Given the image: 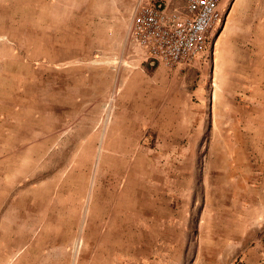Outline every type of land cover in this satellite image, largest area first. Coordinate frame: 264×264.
I'll return each instance as SVG.
<instances>
[{
    "label": "rangeland",
    "instance_id": "374dc122",
    "mask_svg": "<svg viewBox=\"0 0 264 264\" xmlns=\"http://www.w3.org/2000/svg\"><path fill=\"white\" fill-rule=\"evenodd\" d=\"M19 1L15 6H26L27 0ZM10 2L0 0V84L9 77L8 69L24 70L16 83L17 101L31 112L20 120L19 140L3 146L0 264H104L111 255L119 264H134L133 256L149 255L137 253L140 245L156 240L149 232L177 228L195 234L206 215L225 216L231 203L233 210L246 209L242 194L251 191L241 187L245 158L264 148V125L244 119L264 97L250 93L264 74V0H222L204 57L183 68L161 65L175 72L166 90L177 94V130L186 132L178 141L169 139L165 104L157 99L160 84L148 73L149 82L156 81L154 93L147 87L139 106L132 101L136 92L121 87L100 93L94 108H50L58 102L45 100L42 88L52 76L58 80V70L30 57L42 46L28 44L30 30L5 17ZM103 55L98 60L106 63L100 66L127 70L122 80L140 69L126 54ZM120 97L124 108L118 106ZM89 98L82 104L88 100L90 105ZM55 122L49 142L25 138L26 133L49 132L40 127ZM195 128L196 138H191ZM188 131L186 155L165 169V152ZM232 167L240 169L241 177L230 178ZM111 246L119 251L111 253Z\"/></svg>",
    "mask_w": 264,
    "mask_h": 264
},
{
    "label": "crops",
    "instance_id": "0c3cea01",
    "mask_svg": "<svg viewBox=\"0 0 264 264\" xmlns=\"http://www.w3.org/2000/svg\"><path fill=\"white\" fill-rule=\"evenodd\" d=\"M10 3L12 7L5 11V17L14 21L15 26L30 30L27 35L28 44L42 46V51L38 53L34 50L30 57L47 60L58 70V80L55 81L54 75L48 82L49 85L45 84L42 88V97L45 100L58 102L57 105H50V108L57 107L59 110L94 108L96 105L93 102L100 93L108 90L113 92L115 88L120 90L121 87L122 92L124 87L132 88L136 92L132 101L137 104L142 102L141 96L147 87L151 88L150 93H154V83L157 81L160 84L157 85L159 91L157 99L165 104L162 117L168 116L163 124L169 126V139L178 141L184 136L186 132L180 133L177 130L180 115L177 94L166 90L168 83L173 84L175 81V72L168 73L161 69V65L153 59L144 60L142 49H132L126 45L127 30L138 6L152 3L159 8L165 7L169 12L187 15L184 0H27L25 7L15 6L20 3L19 0H12ZM238 8L254 9L248 5H241ZM108 53L118 55L119 58H124L126 54L128 61L140 69H136L128 79L122 80L126 69H116L114 64L100 66L106 61H99L98 58L105 57L103 54ZM260 55L264 60V55ZM152 66L155 67L150 69ZM8 70L9 77L4 84H0V166L3 164V146L9 141L19 140V129L22 124L20 120L28 117L31 112L29 105L27 108H20L17 101L19 88L16 83L19 73L24 70L19 71L16 67ZM147 73L150 75L149 79L153 77L157 80L151 79L154 83H150ZM259 81L260 83L254 84L250 93L264 94V74ZM27 91L32 93L33 89L27 88ZM153 97L152 95L151 98ZM83 98L91 99L89 102L91 104L87 106L88 100L85 101L86 104H82ZM117 101L118 106L124 108L123 98H117ZM256 104L251 107L250 114L244 119L264 125L263 95L261 102L257 101ZM59 113L63 116L65 112ZM55 127L56 122L49 124L48 127L42 125L40 128L44 131L48 129L49 132L44 134L34 132L36 136L26 133L25 138L49 142L53 138L50 131ZM197 128L193 129L191 138H196L199 129ZM61 136L62 134L58 135L59 138ZM262 141L264 142V139ZM245 160L248 164L244 166L245 172H242L244 180L241 187L251 191L249 194H242L241 199L246 209L233 210L231 207L233 203H229L230 207L223 211L228 215L204 216L202 227L195 234L177 228L163 229L157 233L149 232L148 235L156 240L153 243L150 240L149 245H140L138 252L131 251L149 255L133 256L134 264H264V233L261 231L264 225V148L246 155ZM239 171L238 167H232L230 178L241 177ZM64 184L66 180L59 184V189L64 188ZM45 188L47 189V184ZM173 219L170 217L169 220ZM142 233L147 235L145 231ZM193 240L194 244L191 243ZM108 248L111 253L119 251L112 246ZM125 250L128 251V248ZM94 263L103 264L98 260ZM104 264L119 262L111 255L106 256Z\"/></svg>",
    "mask_w": 264,
    "mask_h": 264
},
{
    "label": "built area",
    "instance_id": "2783aa9c",
    "mask_svg": "<svg viewBox=\"0 0 264 264\" xmlns=\"http://www.w3.org/2000/svg\"><path fill=\"white\" fill-rule=\"evenodd\" d=\"M184 1L187 15L152 3L138 6L127 30V45L142 49L144 60L153 59L168 68L188 67L201 60L220 20L222 0Z\"/></svg>",
    "mask_w": 264,
    "mask_h": 264
},
{
    "label": "trees",
    "instance_id": "16d2710c",
    "mask_svg": "<svg viewBox=\"0 0 264 264\" xmlns=\"http://www.w3.org/2000/svg\"><path fill=\"white\" fill-rule=\"evenodd\" d=\"M154 67L155 66H152L150 69H153ZM191 133V131H188L187 136L180 144L173 146L165 152V163L162 165L165 169H168L169 167L179 163L186 155V152H184V146H186L188 137L191 135Z\"/></svg>",
    "mask_w": 264,
    "mask_h": 264
}]
</instances>
